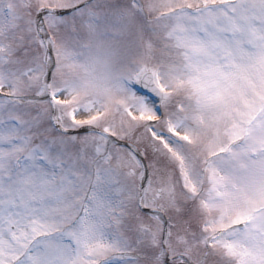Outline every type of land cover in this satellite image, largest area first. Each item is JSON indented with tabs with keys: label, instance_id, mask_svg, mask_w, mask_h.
Returning <instances> with one entry per match:
<instances>
[{
	"label": "snow or ice",
	"instance_id": "6c2138e0",
	"mask_svg": "<svg viewBox=\"0 0 264 264\" xmlns=\"http://www.w3.org/2000/svg\"><path fill=\"white\" fill-rule=\"evenodd\" d=\"M0 264H264V0H0Z\"/></svg>",
	"mask_w": 264,
	"mask_h": 264
}]
</instances>
